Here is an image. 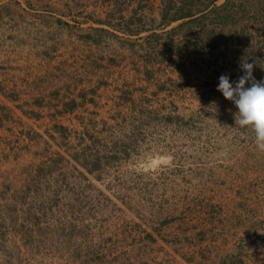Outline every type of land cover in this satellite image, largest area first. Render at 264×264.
<instances>
[{"label": "rangeland", "instance_id": "374dc122", "mask_svg": "<svg viewBox=\"0 0 264 264\" xmlns=\"http://www.w3.org/2000/svg\"><path fill=\"white\" fill-rule=\"evenodd\" d=\"M191 1L0 0V264H264V0Z\"/></svg>", "mask_w": 264, "mask_h": 264}, {"label": "clouds", "instance_id": "9594fccd", "mask_svg": "<svg viewBox=\"0 0 264 264\" xmlns=\"http://www.w3.org/2000/svg\"><path fill=\"white\" fill-rule=\"evenodd\" d=\"M243 75L236 82H230L228 75H221L217 91L234 103L235 124L254 133L256 148L264 153V80L256 81L253 63L241 62Z\"/></svg>", "mask_w": 264, "mask_h": 264}, {"label": "trees", "instance_id": "16d2710c", "mask_svg": "<svg viewBox=\"0 0 264 264\" xmlns=\"http://www.w3.org/2000/svg\"><path fill=\"white\" fill-rule=\"evenodd\" d=\"M198 0H193V1H191V4L190 5H188L187 4V6H186V9L182 12V13H174L173 15H172V18L173 19H177V18H182V17H192L196 12H202L201 10L202 9H200L199 7H194V6H198L199 4H203V2H204V0H200V2L201 3H198L197 2ZM228 1L229 0H226V2H225V4H224V6H227L228 5ZM170 5V4H169ZM170 10V7H167L166 8V11H165V14H166V12H168ZM233 12V14H237L236 12H234V11H232ZM165 17H167L166 15H164ZM231 16V14L230 13H223L222 14V16H217L216 17V20H215V22L212 24V29L211 30H208V31H205V32H208L209 33V35L205 38V39H213V38H215V36L214 35H212L211 34V32L213 31V30H215L216 28H218V29H223L224 28V30L226 29V27L228 28V30L231 28V25L229 24V23H226L224 20L225 19H228L229 17ZM169 19H171V18H169ZM189 19H191V18H189ZM189 19H188V21H186V22H189ZM225 41V40H224ZM208 42V41H207Z\"/></svg>", "mask_w": 264, "mask_h": 264}]
</instances>
